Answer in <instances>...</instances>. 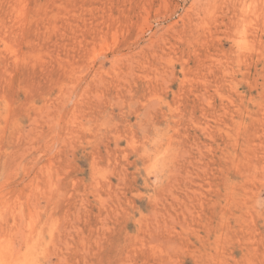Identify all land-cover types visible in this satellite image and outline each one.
I'll use <instances>...</instances> for the list:
<instances>
[{"label":"rangeland","instance_id":"374dc122","mask_svg":"<svg viewBox=\"0 0 264 264\" xmlns=\"http://www.w3.org/2000/svg\"><path fill=\"white\" fill-rule=\"evenodd\" d=\"M264 264V0H0V264Z\"/></svg>","mask_w":264,"mask_h":264},{"label":"bare ground","instance_id":"6f19581e","mask_svg":"<svg viewBox=\"0 0 264 264\" xmlns=\"http://www.w3.org/2000/svg\"><path fill=\"white\" fill-rule=\"evenodd\" d=\"M22 264V263H21Z\"/></svg>","mask_w":264,"mask_h":264}]
</instances>
